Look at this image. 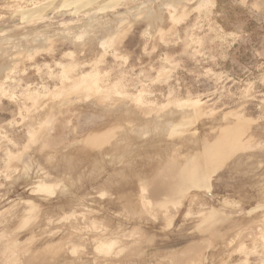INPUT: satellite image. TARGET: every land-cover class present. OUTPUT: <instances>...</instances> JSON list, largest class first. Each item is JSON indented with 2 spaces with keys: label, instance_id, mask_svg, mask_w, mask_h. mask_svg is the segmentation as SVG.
<instances>
[{
  "label": "rangeland",
  "instance_id": "rangeland-1",
  "mask_svg": "<svg viewBox=\"0 0 264 264\" xmlns=\"http://www.w3.org/2000/svg\"><path fill=\"white\" fill-rule=\"evenodd\" d=\"M101 1L0 0V264H264V1Z\"/></svg>",
  "mask_w": 264,
  "mask_h": 264
},
{
  "label": "bare ground",
  "instance_id": "bare-ground-1",
  "mask_svg": "<svg viewBox=\"0 0 264 264\" xmlns=\"http://www.w3.org/2000/svg\"><path fill=\"white\" fill-rule=\"evenodd\" d=\"M69 1H70V0H69ZM100 1H101V0H100ZM111 1L114 2V1H116V0H114V1H113V0H110V2H111ZM137 1H138V0H137ZM263 1H264V0H263ZM55 2H56V1H55ZM55 2H54V3H55ZM65 2H66V1H65ZM71 2H72V1H71ZM82 2H83V1H82ZM93 2H94V1H93ZM101 2H102V1H101ZM101 2H100V3H101ZM105 2H106V0H105ZM105 2H104V3H105ZM107 2H108V1H107ZM117 2H119V1H117ZM117 2H115V3H117ZM261 2H262V1H261ZM51 3H52V2H51ZM58 3H59V2H58ZM58 3H56V4L58 5ZM61 3H64V1L61 2ZM84 3H85V2H84ZM108 3H109V2H108ZM108 3H107V4H108ZM49 4H50V3H49ZM77 4L79 5V3H77ZM80 4H82V3H80ZM107 4H106V5H107ZM50 5H51V4H50ZM65 5H66V4H64V7H65ZM88 5H89V4H88ZM88 5H87V6H88ZM106 5H103V6L105 7ZM126 5H127V4H125V6H126ZM67 6H68V5H67ZM67 6H66V7H67ZM69 6H70V5H69ZM87 6H86V7H87ZM89 6H90V5H89ZM97 6H98V5H97ZM113 6H114V5H113ZM66 7H65V8H66ZM72 7H73V6H72ZM72 7H71V8H72ZM76 7H78V6H76ZM79 7L81 8V6H79ZM82 7H83V6H82ZM107 7H111L110 4H109V6H107ZM47 8H48V7H47ZM47 8H46V9H47ZM49 8H50V7H49ZM51 8H52V7H51ZM51 8H50V9H51ZM58 8H59V7H58ZM83 8H84V7H83ZM88 8H89V7H88ZM125 8H126V7H125ZM52 9H53V8H52ZM90 9H91V8H90ZM100 9H101V7H100ZM44 10H45V9H44ZM44 10H43V11H44ZM67 10H68V9H67ZM76 10H77V9H76ZM82 10H83V9H82ZM95 10H98V8H96ZM40 12H41V11H40ZM40 12H39V13H40ZM77 12H78V11H77ZM82 12H84V11H82ZM35 13H36V12H35ZM45 13H46V12H45ZM47 13H48V12H47ZM47 13H46V14H47ZM49 14H50V13H49ZM11 15H12V14H11ZM15 15H16V14H15ZM109 15H110V14H109ZM12 16H14V15H12ZM12 16H11V18H12ZM17 16H19V15L17 14ZM57 16L59 17V15H56V17H57ZM26 17H27V16H26ZM30 17H31V15H30ZM33 17H34V16H33ZM37 17H38V16H37ZM43 17H44V16H43ZM58 17H57V18H58ZM63 17H64V16H62V18H63ZM23 18H24V17H23ZM40 18H41V17H40ZM17 19H18V18H17ZM29 19H30V18H29ZM84 19H85V18H84ZM26 20H27V19H26ZM34 33H35V32H34ZM28 35H29V34H28ZM10 36H11V35H10ZM33 36H34V35H33ZM6 37H7V36H6ZM8 37H9V36H8ZM24 37H25V36H23V38H24ZM4 38H5V37H4ZM3 40H5V39H3ZM0 41H1V40H0ZM5 64H6V63H5ZM158 122H159V121H157L156 123H158Z\"/></svg>",
  "mask_w": 264,
  "mask_h": 264
}]
</instances>
